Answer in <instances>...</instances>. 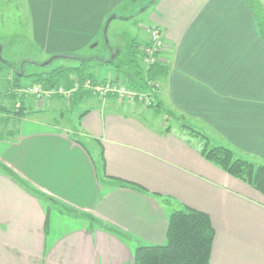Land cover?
<instances>
[{
    "label": "crops",
    "instance_id": "crops-1",
    "mask_svg": "<svg viewBox=\"0 0 264 264\" xmlns=\"http://www.w3.org/2000/svg\"><path fill=\"white\" fill-rule=\"evenodd\" d=\"M28 2L32 36L58 54L98 44L109 18L108 28L134 17L117 11L136 0ZM263 9L264 0H151L134 40L141 52L156 27L165 44L156 108L89 93L0 106V264H133L138 246L165 243L182 206L210 217L211 264H264V196L203 158L201 138L181 125L264 165ZM126 41L115 31L109 57H90L95 76L112 68L97 84L117 76L106 61L126 56ZM73 110L77 126L61 123Z\"/></svg>",
    "mask_w": 264,
    "mask_h": 264
},
{
    "label": "trees",
    "instance_id": "trees-1",
    "mask_svg": "<svg viewBox=\"0 0 264 264\" xmlns=\"http://www.w3.org/2000/svg\"><path fill=\"white\" fill-rule=\"evenodd\" d=\"M261 19L259 18L258 20L259 32H261L264 39V23H261ZM126 42L127 62L123 63L120 60L115 62L111 59L106 61V63L114 65L117 76L102 83H96L94 73L89 70L87 63L89 59H81L77 66L58 67L30 76L35 79V85L41 86L45 90L60 86L64 89H71L76 84L79 85L78 90L74 91L71 98L68 99L72 104L86 93L99 98L88 89H85V84L94 86L121 79L131 90L138 92L149 91L148 81L162 77L166 73V69L160 63L145 69L141 64V52L138 50V44L134 39H131L129 44L128 41ZM0 64L8 68L13 67L12 64L5 61H0ZM16 82H18V79H16ZM158 106V103H154L150 108ZM19 111L17 110V112ZM181 125L183 128H187L191 134L201 138L200 154L203 158L222 169L228 175L248 184L264 196V165H255L245 159L237 158L231 149L223 146L209 148L207 138L204 135L195 132L183 122H181ZM136 188L141 191L140 188ZM161 200L166 204L172 203L170 198L161 197ZM56 206L59 207L58 205ZM214 234L210 217L206 213L182 206L174 209L169 217L165 243L158 246H138L133 254V264H211L210 253Z\"/></svg>",
    "mask_w": 264,
    "mask_h": 264
},
{
    "label": "rangeland",
    "instance_id": "rangeland-1",
    "mask_svg": "<svg viewBox=\"0 0 264 264\" xmlns=\"http://www.w3.org/2000/svg\"><path fill=\"white\" fill-rule=\"evenodd\" d=\"M150 1L136 0V2H133L135 6L132 12L126 11V6L118 10V13L125 15L123 17L133 15L134 17L127 21H112L109 28L107 27L106 34L102 30L98 44L94 42L93 44L85 45L81 50L71 53H66L67 51L64 50L58 54H53L49 51L50 48H46L48 41L41 42L31 34V32L33 33V26L30 24L33 22V15L29 11L30 4L28 0H0V60L13 65L12 68H8L0 64V106L12 113L20 105H22L23 110H27L31 103V97H25L23 92L27 87L36 84L35 79L30 76L32 74L50 71L58 67L77 66L80 60L85 58L89 59L87 63L90 68L92 65H96L91 58H99L106 55L109 57V53L105 49L108 48V45H113L115 31H120L123 41L127 40L128 44L131 39L135 38L136 40L137 27L140 24L147 25L146 21H143L142 11H144ZM261 20V23H264V19ZM48 45L51 47L53 43L49 42ZM119 59L126 61V56ZM48 61L49 63L46 64ZM97 67L99 68V72L95 76L97 79L105 77L108 74V69H112L107 66ZM16 79H18V82H16ZM6 93L12 94V97H5L4 94ZM78 111L73 110L66 113L61 123L66 124V120H69L73 121L74 125L77 126ZM56 119L60 121V118ZM186 125L190 126L188 123ZM198 133L205 134L202 131H198ZM214 145V141L209 137V148L214 147ZM85 147L94 159L93 148L87 143Z\"/></svg>",
    "mask_w": 264,
    "mask_h": 264
},
{
    "label": "built area",
    "instance_id": "built-area-1",
    "mask_svg": "<svg viewBox=\"0 0 264 264\" xmlns=\"http://www.w3.org/2000/svg\"><path fill=\"white\" fill-rule=\"evenodd\" d=\"M148 39L147 43L141 47V61L145 69L155 65L159 62V53L164 49L165 44L161 36V32L156 27H151L147 30ZM149 91L138 92L128 88L127 84L121 79L111 83L100 84L91 86L85 84L84 88L88 89L92 94L97 95L99 98L113 96L119 100L136 101L142 104L145 108L153 106V92L158 89V80L148 81ZM79 85H75L71 89H64L62 86L45 90L41 86L32 85L27 87L23 95L27 98H34L40 103H44L52 97H61L65 100L71 98L74 91L78 90Z\"/></svg>",
    "mask_w": 264,
    "mask_h": 264
},
{
    "label": "water",
    "instance_id": "water-1",
    "mask_svg": "<svg viewBox=\"0 0 264 264\" xmlns=\"http://www.w3.org/2000/svg\"><path fill=\"white\" fill-rule=\"evenodd\" d=\"M110 19H111V18L108 19L107 24L109 23ZM107 24H106V26H105V29L107 28ZM48 63H49V61L46 62V64H48ZM46 64H44V65H46Z\"/></svg>",
    "mask_w": 264,
    "mask_h": 264
}]
</instances>
